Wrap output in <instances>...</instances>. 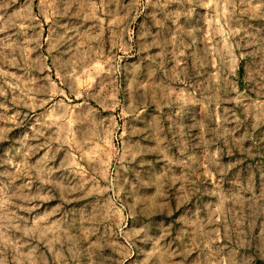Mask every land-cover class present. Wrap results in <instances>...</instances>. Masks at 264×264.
<instances>
[{
  "label": "clouds",
  "instance_id": "obj_1",
  "mask_svg": "<svg viewBox=\"0 0 264 264\" xmlns=\"http://www.w3.org/2000/svg\"><path fill=\"white\" fill-rule=\"evenodd\" d=\"M0 264H264V0H0Z\"/></svg>",
  "mask_w": 264,
  "mask_h": 264
}]
</instances>
